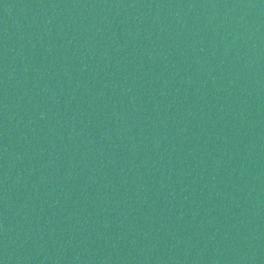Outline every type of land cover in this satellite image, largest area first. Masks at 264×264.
Listing matches in <instances>:
<instances>
[{
  "label": "water",
  "instance_id": "95a60500",
  "mask_svg": "<svg viewBox=\"0 0 264 264\" xmlns=\"http://www.w3.org/2000/svg\"><path fill=\"white\" fill-rule=\"evenodd\" d=\"M0 264H264V0H0Z\"/></svg>",
  "mask_w": 264,
  "mask_h": 264
}]
</instances>
